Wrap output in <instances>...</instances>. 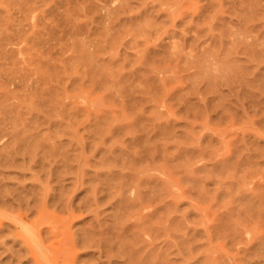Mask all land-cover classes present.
<instances>
[{"label": "rangeland", "instance_id": "374dc122", "mask_svg": "<svg viewBox=\"0 0 264 264\" xmlns=\"http://www.w3.org/2000/svg\"><path fill=\"white\" fill-rule=\"evenodd\" d=\"M125 246L264 264V0H0V264Z\"/></svg>", "mask_w": 264, "mask_h": 264}, {"label": "bare ground", "instance_id": "6f19581e", "mask_svg": "<svg viewBox=\"0 0 264 264\" xmlns=\"http://www.w3.org/2000/svg\"><path fill=\"white\" fill-rule=\"evenodd\" d=\"M125 247H126V249H125L126 252H128L129 249L131 248L130 246H128V247H130L129 249H127V248H128L127 246H125ZM130 251H131V250H130ZM128 253H129V254H128ZM128 253H127V254L130 256V258H131L132 262H134V264H139V263H140V264H142V263L145 264V263H144V262H145L144 260H141L142 262H140V261L138 262V260H137V262H136V260L133 258V255H132L133 252H132V251H131V252H128ZM131 253H132V254H131ZM143 261H144V262H143ZM148 264H150V261H149Z\"/></svg>", "mask_w": 264, "mask_h": 264}]
</instances>
